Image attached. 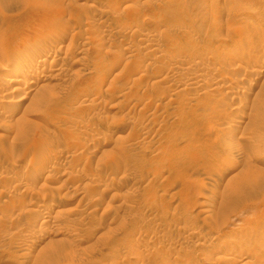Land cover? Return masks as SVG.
Masks as SVG:
<instances>
[{
    "label": "rangeland",
    "instance_id": "obj_1",
    "mask_svg": "<svg viewBox=\"0 0 264 264\" xmlns=\"http://www.w3.org/2000/svg\"><path fill=\"white\" fill-rule=\"evenodd\" d=\"M0 264H264V0H0Z\"/></svg>",
    "mask_w": 264,
    "mask_h": 264
},
{
    "label": "bare ground",
    "instance_id": "obj_2",
    "mask_svg": "<svg viewBox=\"0 0 264 264\" xmlns=\"http://www.w3.org/2000/svg\"><path fill=\"white\" fill-rule=\"evenodd\" d=\"M60 34H62V33H60ZM261 36V35H260ZM258 37V36H257ZM54 42L56 43H59L58 41H61V39H62V36L61 35H56L54 38ZM53 42V43H54ZM62 42V41H61ZM43 51L44 50H40V49H37L35 52H34V54L33 55H35L34 56V58L36 57V56H42L44 53H43ZM224 53V52H223ZM49 55V54H48ZM220 55V54H219ZM224 55V54H223ZM245 56V57H244ZM244 56H235V57H233V59L230 61L232 64H233V66L235 65V66H240L241 65V63L242 62H244L245 61V59H247L248 57H246V55H244ZM45 57H46V55H45ZM40 58V57H39ZM222 58V57H221ZM257 58V57H256ZM255 59V58H254ZM16 60V58H15V56L14 55H7L6 56V59H5V61L6 62H9L10 64H12V63H14V61ZM35 60H36V58H35ZM204 60V59H203ZM33 62V61H32ZM35 63V62H34ZM36 64H32V63H29V64H27L26 63V67H25V69L24 70H22V73H20L21 75H23L25 78H26V81H27V85L26 86H22V87H20V86H18V87H16L14 90H13V92H16L17 94H15V95H11V96H9L8 97V100L6 101L7 102V105L9 104V105H11L12 107H14V109H11L12 111L9 113L10 114V116H13L15 113H16V110H17V105L19 104V103H21L22 101H23V99H25V97L27 96V92L28 91H26V93L24 94V92H25V88H27V89H30L31 91H33L34 89H35V87L37 86V84H38V82L40 81V78L41 77H37V79L35 78V81L33 80L34 79V77H33V69H34V66H35ZM202 66V65H201ZM250 67V66H249ZM9 68V67H8ZM199 68V67H198ZM20 69H22V68H20ZM248 72H250L251 74H258L259 72H261L259 69H256V67L255 68H245ZM206 70V69H205ZM20 71V70H19ZM13 72V71H12ZM15 72V71H14ZM13 72V73H14ZM21 72V71H20ZM58 72V71H57ZM19 73V72H18ZM58 74V73H57ZM178 78V77H177ZM190 78V77H189ZM24 80V79H23ZM21 81V80H20ZM19 81V82H20ZM16 82H17V80H16ZM22 82V81H21ZM181 82V81H180ZM29 84V85H28ZM30 85H32V86H30ZM37 90V89H36ZM230 92V91H229ZM233 130V129H232ZM229 131V130H228ZM237 131V130H236ZM231 132V135H227L228 136V138H226V139H228L229 141L228 142H226L227 144L229 143V146L231 145L232 147L234 146V147H236L237 146V144L238 143H240L241 141L240 140H238V137H234V136H232V131H230ZM234 132V131H233ZM226 133V132H225ZM228 133V132H227ZM234 134H237V133H233V135ZM226 135V134H225ZM227 136H225V137H227ZM236 136H238V134L236 135ZM241 136H242V134H241ZM242 138H245V134L242 136ZM239 139H241V138H239ZM242 140H244V139H242ZM226 141V140H225ZM40 161V160H39ZM12 162V161H11ZM36 177H38V176H36ZM249 179L250 180H252L253 178L252 177H249ZM249 179H248V181H249ZM34 181H36V179H34ZM51 203V202H50ZM49 203V204H50ZM52 205H53V203H51ZM55 206V205H54ZM52 209V208H51ZM262 227V226H261ZM252 232V231H251ZM259 253V252H258ZM247 254V253H246ZM262 261V260H261Z\"/></svg>",
    "mask_w": 264,
    "mask_h": 264
}]
</instances>
